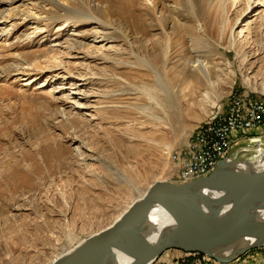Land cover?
<instances>
[{
    "label": "rangeland",
    "instance_id": "374dc122",
    "mask_svg": "<svg viewBox=\"0 0 264 264\" xmlns=\"http://www.w3.org/2000/svg\"><path fill=\"white\" fill-rule=\"evenodd\" d=\"M251 89L264 0H0V264H51L176 182L174 152ZM257 146L230 156L261 161ZM245 258L264 248L223 264Z\"/></svg>",
    "mask_w": 264,
    "mask_h": 264
},
{
    "label": "water",
    "instance_id": "95a60500",
    "mask_svg": "<svg viewBox=\"0 0 264 264\" xmlns=\"http://www.w3.org/2000/svg\"><path fill=\"white\" fill-rule=\"evenodd\" d=\"M238 160L240 159L226 157L218 162L209 175L191 181L153 183L146 194L135 200L112 225L87 237L51 264H121L118 251L123 241L132 233H137L152 210L159 206L174 214L186 213L185 211H191L194 207L252 237L264 233V169L257 167L256 170H250L259 176L258 181L227 173L226 166ZM174 237L165 236L155 242L146 235L138 236L136 245L140 250L131 264H150L165 249L171 247L205 252L221 263L228 261L212 253L207 247L184 245ZM263 244L264 242H254L244 246L238 255Z\"/></svg>",
    "mask_w": 264,
    "mask_h": 264
},
{
    "label": "built area",
    "instance_id": "2783aa9c",
    "mask_svg": "<svg viewBox=\"0 0 264 264\" xmlns=\"http://www.w3.org/2000/svg\"><path fill=\"white\" fill-rule=\"evenodd\" d=\"M254 91H231L226 102L213 105L211 114L173 154L176 182L210 174L240 141L264 147L263 133L260 134L264 129V92ZM179 257L182 264H222L215 257L197 251H184ZM175 263L180 261L177 259ZM153 264L166 263L159 258Z\"/></svg>",
    "mask_w": 264,
    "mask_h": 264
},
{
    "label": "bare ground",
    "instance_id": "6f19581e",
    "mask_svg": "<svg viewBox=\"0 0 264 264\" xmlns=\"http://www.w3.org/2000/svg\"><path fill=\"white\" fill-rule=\"evenodd\" d=\"M159 75L160 74H158L157 77ZM213 110L214 107L212 106L207 112L205 118H207ZM199 124L200 123H198L197 126ZM257 167L261 170L264 169V155L262 156L261 161L240 159L226 166L225 171L229 174L242 177L243 179L258 181L259 176L250 171L252 169L256 170ZM262 210L264 211V203L262 204ZM185 212L186 213L174 214L172 211L161 206L153 209L142 228L137 231V233L129 235L123 241L122 247L120 248V251H118V258L121 264H131L136 259L140 250L136 245V242L137 237L140 235H146L155 242L159 239L161 240L165 236H170L172 238L175 236L174 238L176 241L184 245L191 244L207 247L212 253L228 260L226 263L232 262L236 257L245 255L251 250H246L241 255H238L244 246L254 242L258 244L264 242V233L252 237L251 235L222 222L220 219L213 217L212 214H207L194 207L191 211ZM172 234L174 235L172 236ZM257 248H264V244ZM178 250L177 247H171L165 249L163 253L165 255L172 251L177 252ZM198 252L209 255L205 252ZM159 257L157 256L154 258L150 264L155 263Z\"/></svg>",
    "mask_w": 264,
    "mask_h": 264
},
{
    "label": "crops",
    "instance_id": "0c3cea01",
    "mask_svg": "<svg viewBox=\"0 0 264 264\" xmlns=\"http://www.w3.org/2000/svg\"><path fill=\"white\" fill-rule=\"evenodd\" d=\"M250 255V254H249ZM249 255H247V256H249ZM240 260V259H239ZM247 261V259L245 258V259H243L242 261H241V263L240 264H244L245 262ZM233 264V263H232ZM238 264V263H237Z\"/></svg>",
    "mask_w": 264,
    "mask_h": 264
}]
</instances>
